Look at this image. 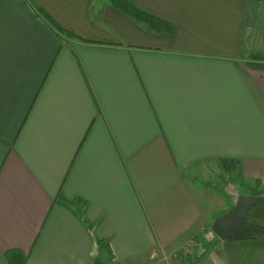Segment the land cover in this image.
<instances>
[{
    "label": "crops",
    "instance_id": "0c3cea01",
    "mask_svg": "<svg viewBox=\"0 0 264 264\" xmlns=\"http://www.w3.org/2000/svg\"><path fill=\"white\" fill-rule=\"evenodd\" d=\"M130 1L171 28L111 0H0V264H264V238L213 231L264 196V68L245 59L264 0ZM219 163L249 191L221 211L201 178Z\"/></svg>",
    "mask_w": 264,
    "mask_h": 264
},
{
    "label": "water",
    "instance_id": "95a60500",
    "mask_svg": "<svg viewBox=\"0 0 264 264\" xmlns=\"http://www.w3.org/2000/svg\"><path fill=\"white\" fill-rule=\"evenodd\" d=\"M262 202H264V196L239 195L234 206L216 218L213 231L223 240L264 236V227L253 225L247 221L248 211Z\"/></svg>",
    "mask_w": 264,
    "mask_h": 264
},
{
    "label": "trees",
    "instance_id": "16d2710c",
    "mask_svg": "<svg viewBox=\"0 0 264 264\" xmlns=\"http://www.w3.org/2000/svg\"><path fill=\"white\" fill-rule=\"evenodd\" d=\"M114 5L121 8L125 12H127L129 15L134 17L135 19L142 21L144 24L148 25L149 27H157V28H164V29H170L172 24L161 20L160 18L154 16L153 14L145 11L144 9L136 6L133 2L130 0H111ZM38 10V9H37ZM42 12V11H41ZM44 15V13H43ZM45 16H47L45 14ZM47 21L51 22L52 25L57 27L59 30L60 27L57 23H54V21L47 19ZM162 26V27H160ZM258 57V60L255 59ZM252 58H254L256 61H248V64L254 67L258 68H264V53L261 52H254ZM222 166L230 171L238 164L237 159H230V158H222L221 159ZM62 203L65 205H69L72 201H69L68 199L62 198ZM240 238H264V236L261 237H239V238H232V239H240ZM7 258L9 260L10 264H27V256L18 249H13L7 253ZM97 260L96 264H102V261Z\"/></svg>",
    "mask_w": 264,
    "mask_h": 264
},
{
    "label": "rangeland",
    "instance_id": "374dc122",
    "mask_svg": "<svg viewBox=\"0 0 264 264\" xmlns=\"http://www.w3.org/2000/svg\"><path fill=\"white\" fill-rule=\"evenodd\" d=\"M257 32L264 33V27H263V30L258 29ZM254 52L264 53V46L263 48H260V49L249 50L245 54V59H246L247 64H248V61H256L255 59L258 60V57L255 59L252 58ZM201 171H202L201 178L203 180L209 179L217 187V192L219 194L218 198L212 199L210 202L213 203L214 209L216 208L218 211L223 210L222 206H224V201L229 200L230 194L235 195L237 193H243V194L249 193V191L244 189L245 186L241 183V180L239 179L237 173L235 172L227 173L221 168L220 163L219 165L217 164L216 166H213V167H210V164H209L207 165V167H205V169L203 168ZM218 214H220L219 216H221L224 213L218 212ZM196 242L193 244V248L197 246ZM102 264H108V263L105 261V262H102ZM139 264H145V263H139Z\"/></svg>",
    "mask_w": 264,
    "mask_h": 264
},
{
    "label": "built area",
    "instance_id": "2783aa9c",
    "mask_svg": "<svg viewBox=\"0 0 264 264\" xmlns=\"http://www.w3.org/2000/svg\"><path fill=\"white\" fill-rule=\"evenodd\" d=\"M195 243L194 240H191L190 242H188L186 245H184L182 248H180L175 254L178 255H190V253L192 254V249H193V244ZM191 247V248H190ZM146 264V263H145Z\"/></svg>",
    "mask_w": 264,
    "mask_h": 264
}]
</instances>
